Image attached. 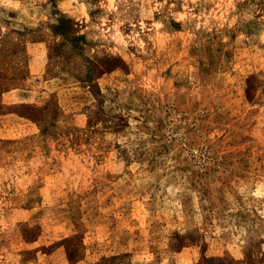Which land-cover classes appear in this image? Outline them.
Listing matches in <instances>:
<instances>
[{"label":"rangeland","instance_id":"1","mask_svg":"<svg viewBox=\"0 0 264 264\" xmlns=\"http://www.w3.org/2000/svg\"><path fill=\"white\" fill-rule=\"evenodd\" d=\"M0 264H264V0H0Z\"/></svg>","mask_w":264,"mask_h":264}]
</instances>
